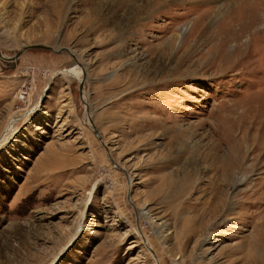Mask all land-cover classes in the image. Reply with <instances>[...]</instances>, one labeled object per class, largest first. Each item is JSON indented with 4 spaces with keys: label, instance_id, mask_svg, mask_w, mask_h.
<instances>
[{
    "label": "rangeland",
    "instance_id": "374dc122",
    "mask_svg": "<svg viewBox=\"0 0 264 264\" xmlns=\"http://www.w3.org/2000/svg\"><path fill=\"white\" fill-rule=\"evenodd\" d=\"M32 44L0 264H264V0H0V51Z\"/></svg>",
    "mask_w": 264,
    "mask_h": 264
},
{
    "label": "bare ground",
    "instance_id": "6f19581e",
    "mask_svg": "<svg viewBox=\"0 0 264 264\" xmlns=\"http://www.w3.org/2000/svg\"><path fill=\"white\" fill-rule=\"evenodd\" d=\"M185 29V28H184ZM1 52V51H0ZM1 54L3 55V53L1 52ZM7 61H9V60H7ZM63 72H66V73H70V74H72V75H76V76H78V77H81V72H82V69H79V67L76 65L75 67H72V68H67V69H64V70H62ZM21 115H20V113L18 114V115H15L8 123H7V127H6V131H7V133L10 131V128H11V126L13 125V123L20 117ZM13 129V128H12ZM11 129V130H12ZM98 132V131H97ZM92 195V193H90V196ZM215 211H217L216 209H214ZM80 227H81V223L79 224V227H78V229H77V231H75V233L76 232H78V230L80 229ZM75 233L73 234V235H71V237H70V241L74 238V235H75ZM69 241V242H70ZM68 244H70V243H68ZM67 244V245H68ZM66 245V246H67ZM66 246L62 249V251L66 248Z\"/></svg>",
    "mask_w": 264,
    "mask_h": 264
},
{
    "label": "water",
    "instance_id": "95a60500",
    "mask_svg": "<svg viewBox=\"0 0 264 264\" xmlns=\"http://www.w3.org/2000/svg\"><path fill=\"white\" fill-rule=\"evenodd\" d=\"M28 46L40 47V46H44V45H42V44H40V45L32 44V45L24 46V47H22L20 50H18V52H16V53H15L14 55H12V56H4V55H2L1 52H0V58H1V59H5V60H14V59L18 58L19 55L21 54L22 50H23L24 48L28 47ZM45 47H46V46H45ZM82 79H83V76L80 78V85H81V81H82Z\"/></svg>",
    "mask_w": 264,
    "mask_h": 264
},
{
    "label": "built area",
    "instance_id": "2783aa9c",
    "mask_svg": "<svg viewBox=\"0 0 264 264\" xmlns=\"http://www.w3.org/2000/svg\"><path fill=\"white\" fill-rule=\"evenodd\" d=\"M20 92H21L20 94H21L22 96H23V94H22V93H25V91H23V90H22V91H20Z\"/></svg>",
    "mask_w": 264,
    "mask_h": 264
}]
</instances>
